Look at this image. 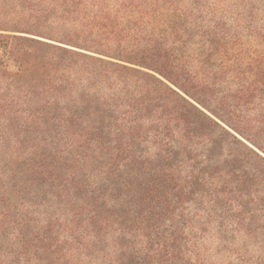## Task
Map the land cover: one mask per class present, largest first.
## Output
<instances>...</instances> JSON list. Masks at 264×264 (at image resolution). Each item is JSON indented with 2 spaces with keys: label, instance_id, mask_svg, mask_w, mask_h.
Wrapping results in <instances>:
<instances>
[{
  "label": "trees",
  "instance_id": "1",
  "mask_svg": "<svg viewBox=\"0 0 264 264\" xmlns=\"http://www.w3.org/2000/svg\"><path fill=\"white\" fill-rule=\"evenodd\" d=\"M0 16V264H207L215 225L258 215L264 237V51L217 71L180 0Z\"/></svg>",
  "mask_w": 264,
  "mask_h": 264
},
{
  "label": "rangeland",
  "instance_id": "2",
  "mask_svg": "<svg viewBox=\"0 0 264 264\" xmlns=\"http://www.w3.org/2000/svg\"><path fill=\"white\" fill-rule=\"evenodd\" d=\"M180 6L193 14L198 28L217 31L221 46L212 51L217 71L227 68L230 72V58L240 53L264 51V0H180ZM5 17L0 16L1 21ZM220 85L230 89V73ZM259 218L252 225L248 219L245 227L230 220L224 233L215 225L204 240L207 264H261L264 237L259 238Z\"/></svg>",
  "mask_w": 264,
  "mask_h": 264
}]
</instances>
